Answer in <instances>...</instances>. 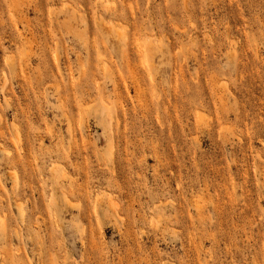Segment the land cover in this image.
Listing matches in <instances>:
<instances>
[{
  "label": "rangeland",
  "instance_id": "rangeland-1",
  "mask_svg": "<svg viewBox=\"0 0 264 264\" xmlns=\"http://www.w3.org/2000/svg\"><path fill=\"white\" fill-rule=\"evenodd\" d=\"M38 263L264 264V0H0V264Z\"/></svg>",
  "mask_w": 264,
  "mask_h": 264
},
{
  "label": "bare ground",
  "instance_id": "bare-ground-1",
  "mask_svg": "<svg viewBox=\"0 0 264 264\" xmlns=\"http://www.w3.org/2000/svg\"><path fill=\"white\" fill-rule=\"evenodd\" d=\"M112 23V22H111ZM111 25H113V24H111ZM57 60V59H56ZM146 60H147V58H146ZM222 85V84H221ZM105 104V103H104ZM103 107H105V106H103ZM106 109H108V108H106ZM105 112H106V110H105ZM200 112V111H199ZM110 113V112H109ZM201 113V114H200ZM199 114L201 115V117H202V112H200ZM198 120H200L199 118H197V121ZM199 123V122H198ZM103 196V195H102ZM101 196V197H102ZM112 196V195H111ZM65 197H67V196H65ZM103 198V197H102ZM111 198V197H110ZM110 198H109V200H110ZM114 203V202H113ZM97 205V204H96ZM117 207H119L118 205H117ZM153 223V222H152ZM156 224V223H155ZM154 226V225H153ZM85 245V244H84ZM39 264V263H38Z\"/></svg>",
  "mask_w": 264,
  "mask_h": 264
}]
</instances>
